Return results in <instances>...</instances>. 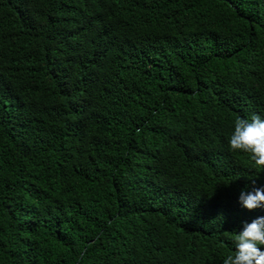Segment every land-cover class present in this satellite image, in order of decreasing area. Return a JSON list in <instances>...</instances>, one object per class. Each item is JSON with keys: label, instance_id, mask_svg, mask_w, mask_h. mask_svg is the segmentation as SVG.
<instances>
[{"label": "trees", "instance_id": "1", "mask_svg": "<svg viewBox=\"0 0 264 264\" xmlns=\"http://www.w3.org/2000/svg\"><path fill=\"white\" fill-rule=\"evenodd\" d=\"M254 113L264 0H0V264H222Z\"/></svg>", "mask_w": 264, "mask_h": 264}, {"label": "clouds", "instance_id": "2", "mask_svg": "<svg viewBox=\"0 0 264 264\" xmlns=\"http://www.w3.org/2000/svg\"><path fill=\"white\" fill-rule=\"evenodd\" d=\"M233 152L249 154L257 169H264V114H252L250 118H237L228 139ZM241 188L237 202L247 210L264 209V184ZM234 252L227 255L222 264H264V215L250 221H242L232 237Z\"/></svg>", "mask_w": 264, "mask_h": 264}]
</instances>
